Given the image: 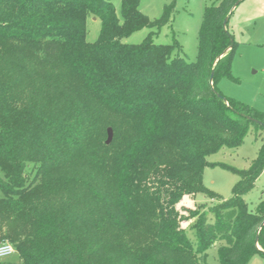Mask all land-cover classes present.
Listing matches in <instances>:
<instances>
[{
    "label": "trees",
    "instance_id": "16d2710c",
    "mask_svg": "<svg viewBox=\"0 0 264 264\" xmlns=\"http://www.w3.org/2000/svg\"><path fill=\"white\" fill-rule=\"evenodd\" d=\"M241 1L205 5L189 62L176 40L122 41L169 23L173 3L150 19L140 0H120V17L112 0H0V244L22 264H206L214 245L217 264L264 254V199L254 211L244 200L264 137L247 169L228 168L229 199L202 180L208 155L264 133V116L217 86L233 79ZM197 194L219 202L178 207Z\"/></svg>",
    "mask_w": 264,
    "mask_h": 264
},
{
    "label": "rangeland",
    "instance_id": "374dc122",
    "mask_svg": "<svg viewBox=\"0 0 264 264\" xmlns=\"http://www.w3.org/2000/svg\"><path fill=\"white\" fill-rule=\"evenodd\" d=\"M212 0H140L139 11L150 19H158L165 5L173 3L169 23L160 28H143L122 41L128 44H139L150 37L156 44H171L174 40L181 46V56L194 62L197 55V37L205 5ZM116 14L120 17V0H112ZM228 30L237 44L231 62L233 79L222 78L217 86L223 96L248 105L264 116V0H242L231 14ZM100 32V21L89 17L87 19L88 42H94ZM264 133L255 132L252 128L236 148H221L206 157L208 165L203 170V184L207 189L220 196L221 200L231 197L233 185L238 177L228 168L247 169L256 158L262 144ZM264 199V171L255 181L254 187L244 196L248 209L254 211L257 204ZM219 202L202 194L195 199L183 198L180 209L208 208ZM209 222L213 217L209 215ZM192 220L182 222L186 230ZM188 236L194 239L193 232ZM217 247L212 246L207 252L206 264H217ZM12 264H22L18 255L13 252L3 258ZM247 264H264V255L254 254Z\"/></svg>",
    "mask_w": 264,
    "mask_h": 264
},
{
    "label": "built area",
    "instance_id": "2783aa9c",
    "mask_svg": "<svg viewBox=\"0 0 264 264\" xmlns=\"http://www.w3.org/2000/svg\"><path fill=\"white\" fill-rule=\"evenodd\" d=\"M14 252V248L8 242H2L0 244V258L3 259Z\"/></svg>",
    "mask_w": 264,
    "mask_h": 264
},
{
    "label": "water",
    "instance_id": "95a60500",
    "mask_svg": "<svg viewBox=\"0 0 264 264\" xmlns=\"http://www.w3.org/2000/svg\"><path fill=\"white\" fill-rule=\"evenodd\" d=\"M237 4H238V2L236 3L235 6H237ZM226 22H227V18L224 20L223 26H225ZM218 59H219V58H218ZM212 78H213V71H212L211 74H210V84H211ZM224 100H225V99H224ZM252 120L255 121V122H258V121L254 120V119H252ZM111 139H112V130H111L110 128H108V129H107V139H106V144H109V143L111 142ZM263 224H264V222H263ZM256 242H257V238H256ZM256 248H257L258 250H260V249L258 248L257 245H256ZM263 253H264V252H263Z\"/></svg>",
    "mask_w": 264,
    "mask_h": 264
},
{
    "label": "crops",
    "instance_id": "0c3cea01",
    "mask_svg": "<svg viewBox=\"0 0 264 264\" xmlns=\"http://www.w3.org/2000/svg\"><path fill=\"white\" fill-rule=\"evenodd\" d=\"M262 255H264V254H262Z\"/></svg>",
    "mask_w": 264,
    "mask_h": 264
}]
</instances>
